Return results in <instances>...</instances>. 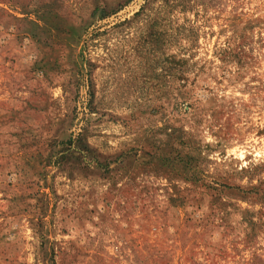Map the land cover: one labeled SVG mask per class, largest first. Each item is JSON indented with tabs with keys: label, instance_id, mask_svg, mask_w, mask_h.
<instances>
[{
	"label": "rangeland",
	"instance_id": "1",
	"mask_svg": "<svg viewBox=\"0 0 264 264\" xmlns=\"http://www.w3.org/2000/svg\"><path fill=\"white\" fill-rule=\"evenodd\" d=\"M0 264H264V0H0Z\"/></svg>",
	"mask_w": 264,
	"mask_h": 264
}]
</instances>
